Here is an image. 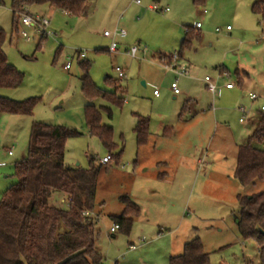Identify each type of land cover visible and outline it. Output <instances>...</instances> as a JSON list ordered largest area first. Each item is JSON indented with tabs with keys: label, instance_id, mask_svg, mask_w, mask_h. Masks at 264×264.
<instances>
[{
	"label": "rangeland",
	"instance_id": "1",
	"mask_svg": "<svg viewBox=\"0 0 264 264\" xmlns=\"http://www.w3.org/2000/svg\"><path fill=\"white\" fill-rule=\"evenodd\" d=\"M119 1L116 6L112 0H87L82 17L31 3L16 16L18 30L13 28L12 0L0 6V29L7 35L4 52L24 74L20 88L0 91V96L38 101L32 117L0 116V163L6 164L0 168V201L17 183L15 165L27 156L34 122L79 134L66 143L67 167L89 169L92 158L99 166L111 154L86 124L88 102L81 91L84 73L80 63L88 62L92 81L123 99L121 105L101 98L93 102L112 113L109 118L102 111L103 124L113 128L116 148L112 154L123 151L118 165L112 161L110 170H101L98 182L95 214L100 236L96 248L105 257L104 264H169L170 257L180 255L183 245L194 238L201 239L211 264H260L257 243L243 239L237 217L239 198L264 192V180L242 187L234 175L237 146L248 143L255 116L264 115L260 111L264 106V19L252 13L254 0L251 5L252 0H206L202 5L206 15L194 0H141V8L134 0ZM154 5L170 10H149ZM25 15L40 16L50 23L52 36L41 42L39 50L41 35L22 25L20 16ZM197 23L203 26L205 37L194 42L197 52L186 55L194 71L179 78L172 73L156 81L146 78L144 62L163 68L155 58L179 52L176 40ZM228 26L231 35L226 32ZM116 28L125 29L128 36L126 44L119 40V53L114 55L108 52L111 40L104 32ZM134 46L146 50L145 60L142 55L138 59L126 55V49ZM78 53L85 58L78 60ZM117 67L126 73L118 90L106 80L118 81ZM221 67L228 78L216 70ZM241 70L249 74L242 87L237 76ZM206 77L221 89L220 96L208 91ZM176 79L178 96L171 89ZM229 83L236 88L226 90ZM251 93L258 101L250 99ZM188 99L197 103L180 124L178 115ZM241 108L251 113L244 123L240 122ZM138 116L150 119L155 149L137 147L134 128ZM165 129L173 130L172 139L165 137ZM12 147L14 157L9 158L6 151ZM128 176H134V181ZM127 195L141 215L129 235L120 230L112 233V217L122 215L126 205L121 198ZM53 200L59 208L68 209L64 197L55 195ZM133 244L137 250H131Z\"/></svg>",
	"mask_w": 264,
	"mask_h": 264
},
{
	"label": "trees",
	"instance_id": "2",
	"mask_svg": "<svg viewBox=\"0 0 264 264\" xmlns=\"http://www.w3.org/2000/svg\"><path fill=\"white\" fill-rule=\"evenodd\" d=\"M205 1L194 0V3L202 6ZM31 3L48 5L74 17L85 16L87 12V0H12L14 29L18 30L16 16L20 15L21 8ZM3 5L4 0H0V6ZM251 10L264 19V0L256 1ZM46 38L41 35L37 50ZM197 39L199 35L194 34L192 27H187L179 57L190 50L192 42ZM6 42L7 35L0 29V91L16 90L24 81V74L9 62L4 52ZM155 59L170 64L171 55H159ZM80 66L84 73L81 91L88 102L84 109L87 127L118 165L123 151L112 154L116 148L113 128L105 126L102 121V111L107 112L109 118H112V113L107 108L98 109L93 102L101 98L121 105L123 99L115 93H107L92 81L88 62L80 63ZM106 80L116 90L121 88L120 80L112 81L110 77ZM242 80L238 75V83ZM37 104L35 99L18 102L0 96V115L32 117ZM189 106L188 102L183 105L180 120L190 112ZM134 133L137 146H145L151 137L150 119L138 116ZM77 136L76 131L65 127L40 122L32 124L27 156L15 165L17 183L3 194L0 201V264L105 263V257L96 248L100 232L97 231L95 209L101 170L108 171L111 165L97 166L95 158H92L89 169L67 167L66 143ZM234 175L242 187L264 180V115H261L248 143L239 146ZM55 195L64 197L68 209L56 206ZM121 201L126 207L121 216L112 217V220L122 233L129 235L141 211L128 196ZM239 205V232L244 240L257 243L259 261L264 264V192L240 197ZM86 212L95 216H85ZM169 264L211 263L201 239L194 238L183 245L180 255L170 257Z\"/></svg>",
	"mask_w": 264,
	"mask_h": 264
},
{
	"label": "built area",
	"instance_id": "3",
	"mask_svg": "<svg viewBox=\"0 0 264 264\" xmlns=\"http://www.w3.org/2000/svg\"><path fill=\"white\" fill-rule=\"evenodd\" d=\"M136 5L141 6L142 5V1L141 0H134ZM149 10L151 11H161V9L157 6H150ZM164 12H168L169 8H165L163 10ZM162 11V12H163ZM204 14H206V10H202ZM21 17V23L24 26H30L33 27L34 29L37 30V32L40 35H45L46 37L52 36L51 32L49 31V26L50 23L48 20H45L43 17L40 16H32V15H25V16H20ZM202 25L200 23L196 24L195 28L196 29H201ZM227 31H230L231 28L227 27L226 29ZM217 32L220 33L221 30L217 29ZM127 31L125 29L122 28H116L114 31H105L104 32V37L108 38L111 40V44L110 47L108 48V52L114 55H117L119 53V43L118 41L121 39H125L127 37ZM23 37L26 38L28 41L30 40V38L28 37V35L26 33H23ZM128 55L133 58V59H138L140 55L143 56L142 60L146 59V50L145 49H141L138 46H134L132 47L129 51H128ZM78 58L80 59H84L85 58V54L84 53H78ZM179 54L178 52H175L174 54L171 55V62L170 64H166L164 60H162L161 62H158V64L163 67V69L167 72H171L174 73L178 78L179 77H183L185 75L188 74V71L184 68L181 67L179 64ZM71 67L70 65H67L66 69L69 70ZM116 73L118 76V80H123L126 77V73L124 71V69L117 67L116 69ZM222 76L227 77L228 75H226L225 73L222 74ZM205 83L207 85V89L209 90V92L212 95H216L218 93V86L215 82H213L212 79H210L209 77L205 78ZM235 87V83H229L225 86L226 89L230 90L233 89ZM171 89L173 91V94L175 96H178L181 94L179 87H178V79L175 80V82L172 83L171 85ZM155 96H158V92L155 91L154 93ZM250 99L252 101H257L258 97L255 94H250ZM240 113L243 115L242 118L240 119L241 123H244L247 121V117L249 114V111H247L245 108H241ZM262 111H264V107H262ZM9 155H12V152L9 153ZM111 157L107 156L104 157L102 160H100V164L102 165H106L111 163ZM85 216H95L93 213L90 214L89 212L85 213ZM119 230V226L117 224L114 225V227L111 229L112 233H115ZM143 242H145V240H143ZM137 246H131V250H136Z\"/></svg>",
	"mask_w": 264,
	"mask_h": 264
},
{
	"label": "crops",
	"instance_id": "4",
	"mask_svg": "<svg viewBox=\"0 0 264 264\" xmlns=\"http://www.w3.org/2000/svg\"><path fill=\"white\" fill-rule=\"evenodd\" d=\"M256 1H258V0H254V3L256 2ZM251 3H253V0L251 1V2H249L248 3V5H251ZM253 3V4H254ZM112 4L113 5H115L116 4V6L117 5H119L120 4V1L119 0H112ZM135 4V3H134ZM205 4V3H204ZM252 4V5H253ZM136 5V4H135ZM252 5L250 6V8L252 7ZM139 8H141V6H139V5H137ZM160 8V7H159ZM54 9V8H53ZM161 9V11H162V7L160 8ZM165 8H163V10H164ZM170 10V9H169ZM202 10H206V9H204L203 8V6H201L200 7V11L203 13V11ZM160 11V12H161ZM159 12V11H158ZM169 12V11H168ZM253 13V12H252ZM66 14V13H65ZM204 14V13H203ZM206 14H208V12H207V10H206ZM206 14H204V15H206ZM254 14V13H253ZM67 15V14H66ZM255 15V14H254ZM69 16V15H68ZM257 17H259L258 15H256ZM198 24V23H197ZM229 27V26H228ZM193 28V32H194V34H196V35H199V39H197V40H194L193 42H192V47H191V49L190 50H188V51H185L184 53H183V55H182V57H180V60H179V64H180V66L181 67H184L187 71H188V73H190V72H193L194 71V66L190 63V61H189V59H186V55L187 54H189V53H192V52H197V48H196V46H195V44H194V42H199V41H201L205 36L202 34V29H203V26L201 27V29H196L195 27H192ZM106 31H109V30H106ZM222 31V30H221ZM232 29L230 30V31H226L227 32V34L228 35H231V33H232ZM128 36V35H127ZM184 38H185V36L184 37H180V38H178L177 40H176V46L175 47H178V45H179V49H180V46H181V44H182V42H183V40H184ZM126 40H127V37L125 38V39H121V41H124V43L126 42ZM119 42V41H118ZM120 44V43H119ZM126 44V43H125ZM128 51L129 50H127L126 49V55L128 56V57H130L129 55H128ZM160 55H166V54H160ZM131 58V57H130ZM133 59V58H132ZM226 59H227V57H226ZM223 61H225V59L223 60ZM224 67V66H223ZM223 67H221V68H216V70H218V72H220V74L222 75L223 73H224V71H225V69L223 68ZM143 72H144V74H145V77L146 78H148V79H150V80H152V81H156L157 80V78L160 76H162V77H164L165 75H168V74H170L171 72H167V71H165L163 68H158L157 66H154V65H151V64H149V63H147V62H144V65H143ZM172 74H174V73H172ZM238 75H240V77L243 79L242 80V82L240 83H238V85L239 86H243L244 85V81H245V78H249V74L245 71V70H241V71H238L237 72V76ZM214 82V81H213ZM204 83H205V81H204ZM206 84V83H205ZM206 87H207V85H206ZM236 88V84H235V87L233 88V89H230V90H228V89H226V90H228V91H232V90H234ZM209 91V90H208ZM220 92H221V89H219V92L216 94V95H213L214 97H217V96H220ZM155 93V92H154ZM251 94H254V93H251ZM256 95V94H255ZM5 97H7V95H5ZM9 97V96H8ZM7 97V98H8ZM10 99H14V98H12V97H9ZM15 100V99H14ZM258 101V100H257ZM188 102V104L190 105L189 106V108L191 109V106H195V104L197 103L196 102V100H194V101H192L191 99H188V100H185L184 101V104L185 103H187ZM193 102V103H192ZM253 102H255V101H253ZM183 104V105H184ZM183 107V106H182ZM262 107H264V106H262ZM262 107H261V109H260V111L261 112H264V111H262ZM240 110V109H239ZM240 112V111H239ZM180 113H181V111H180ZM180 113H179V115H180ZM190 113V112H189ZM250 112H249V114H248V118H247V121H249V116H250ZM179 115H178V121H179V123L181 124H183V123H185L186 121H185V118H184V120H180L179 119ZM0 116H3V115H0ZM260 117L261 116H259V118L258 117H256L255 116V123L257 124V122L259 121V119H260ZM253 121V120H252ZM188 122V121H187ZM254 122V121H253ZM173 129V128H172ZM171 129V131H166L167 129H165L164 130V135H165V137L167 138V139H172L173 137H174V132H173V130ZM150 133H151V126H150ZM136 138V137H135ZM154 138H153V135H152V133H151V137H150V140H149V142L145 145V146H142V147H140L141 149L143 148H153V149H155L156 148V146H157V142L155 141V140H153ZM137 144V143H136ZM138 147V146H137ZM139 148V147H138ZM139 148V149H140ZM239 148V145L237 146V149ZM7 157H9V158H12V157H14V152H13V147L12 148H10V149H8L7 151ZM10 152H12V155H9V153ZM25 155V154H24ZM23 155V157H25ZM66 156V155H65ZM6 167V164L5 163H0V168H5ZM77 167H79V165H77ZM164 174H166V173H164ZM159 177H162V176H159ZM128 179H131V180H133L134 181V179H135V177L134 176H128ZM3 196V195H2ZM128 196V195H127ZM129 196H130V194H129ZM128 196V197H129ZM130 198V197H129ZM131 199V198H130ZM136 204V203H135ZM137 205V204H136ZM133 246H136L135 244H133ZM137 248H138V246H137ZM137 250V249H136Z\"/></svg>",
	"mask_w": 264,
	"mask_h": 264
}]
</instances>
